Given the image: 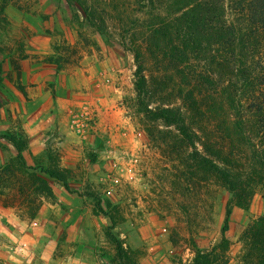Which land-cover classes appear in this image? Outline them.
<instances>
[{
    "label": "rangeland",
    "instance_id": "374dc122",
    "mask_svg": "<svg viewBox=\"0 0 264 264\" xmlns=\"http://www.w3.org/2000/svg\"><path fill=\"white\" fill-rule=\"evenodd\" d=\"M170 4L93 0L105 23L100 32L65 0H0V137L23 144L21 162L0 138V264H112L109 233L136 264H189L194 249L214 247L219 252L211 264H255L250 228L264 217V177L251 176L252 149L244 160L235 157L218 127L215 90L190 85L188 69L182 77L119 22L126 11L170 19L179 12ZM135 47L143 56L149 107L180 108L196 152L244 183L245 209L232 204L221 246L231 195L192 159L195 150L174 128L143 116ZM255 55L251 48L247 62ZM232 67H211L213 89L235 100L231 113L247 119L245 131L259 142L247 90ZM190 91L195 109L183 100ZM45 170L62 173L69 192ZM18 183L25 184L23 193Z\"/></svg>",
    "mask_w": 264,
    "mask_h": 264
},
{
    "label": "trees",
    "instance_id": "16d2710c",
    "mask_svg": "<svg viewBox=\"0 0 264 264\" xmlns=\"http://www.w3.org/2000/svg\"><path fill=\"white\" fill-rule=\"evenodd\" d=\"M168 8L176 7L179 12L165 19L161 14H153L144 11H126L121 15L120 24H128L137 41L146 44L150 51L160 55L163 59L172 63L178 73L188 77L183 69L190 73V85L205 88L207 93L215 90L214 112L217 114V123L220 131L228 138L230 151L234 156L244 160L246 150L252 149L253 157L250 161L252 178L264 177V0H169ZM68 5L78 7L88 23L100 30L104 26V20L97 15V9L92 5L93 0H65ZM99 18V19H98ZM101 32V30H100ZM104 32V31H102ZM139 35H138V34ZM251 48L256 55L251 57V63L247 62V56ZM134 62V87L141 112L149 122L161 123L174 128L186 141L187 145L195 150L194 137L190 133L189 126L185 122V114L178 107L163 106L150 108L146 102L148 82L143 71L142 53L135 47ZM255 60V61H254ZM196 63V64H195ZM231 64L237 77L242 78L241 87L245 88L247 111L252 118L256 130L255 137L259 142L251 141V137L245 131L247 119L234 116V99H225L215 85L211 75L212 66H224ZM230 67V66H229ZM244 93V95H245ZM211 94V95H212ZM240 94L235 95L237 103ZM186 104L195 109L196 101L192 92L184 97ZM227 103L228 109L224 107ZM241 106V105H240ZM232 112V113H231ZM246 116V115H245ZM0 138L10 142L18 152L17 158L22 162L21 148L23 145L13 138L1 136ZM192 159L207 171L215 173L231 195V200L225 207L224 220L221 228V240L218 246L226 242L225 234L229 228V220L232 213V204L240 209L244 208L240 192L244 183L236 176H231L225 169L202 157L195 150ZM0 169V171H3ZM50 179L57 181L66 192H69V184L62 173L51 170L43 171ZM1 174V173H0ZM264 187V186H263ZM25 184L18 183V193H23ZM45 192L46 189H41ZM264 202V191L261 195ZM96 209L101 213L100 201H96ZM103 214V213H102ZM104 215V214H103ZM110 228V232H111ZM251 252L255 258V264H264V217L258 218L251 224ZM109 238L115 247V256L110 259L112 264H136L132 261L131 252L124 247L111 233ZM217 247L203 252L194 249V256L189 264H211L218 256Z\"/></svg>",
    "mask_w": 264,
    "mask_h": 264
}]
</instances>
